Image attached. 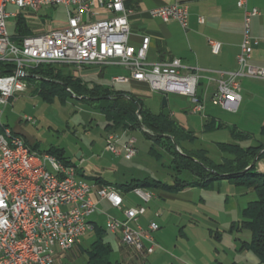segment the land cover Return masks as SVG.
I'll use <instances>...</instances> for the list:
<instances>
[{
    "label": "built area",
    "instance_id": "2783aa9c",
    "mask_svg": "<svg viewBox=\"0 0 264 264\" xmlns=\"http://www.w3.org/2000/svg\"><path fill=\"white\" fill-rule=\"evenodd\" d=\"M130 0H0V63L11 67L8 75H0V116L11 100L27 91V79H41L32 71L39 66L71 65L118 66L129 76L114 77V84L135 81L146 85L154 94L179 95L191 103V113L201 114L204 102L197 96L200 70L184 65L179 58L149 64L147 54L151 39L142 38L140 47L130 45L132 11ZM63 7L67 25L62 29L35 30L31 21L41 8ZM244 13V34L235 72L220 73L211 98L215 106L236 112L241 102V79L264 82V67L251 64L254 46L259 40L251 36V21L260 13L248 8V0H238ZM152 18L164 23L176 22L187 27L189 9L174 4L149 11ZM24 19L32 31L29 36L17 32V21ZM15 19L11 24L10 20ZM204 23V19H199ZM13 27V33L9 27ZM217 55L222 45L209 42ZM211 80V79H209ZM141 119V118H139ZM25 122L34 123L31 117ZM129 131L109 133L105 149L129 161L137 154V141ZM14 134L2 138L0 131V264H75L83 240L94 233L92 221L98 212L92 199L93 186L79 178L74 165H66L46 153L44 163H36L13 142ZM144 204L154 194L144 189L132 191ZM105 201L123 215V219L107 217V230L118 236L122 246L140 257L156 250L154 234L160 227L151 223L144 229L139 220L145 206L127 208L121 192L104 185L96 190Z\"/></svg>",
    "mask_w": 264,
    "mask_h": 264
},
{
    "label": "crops",
    "instance_id": "0c3cea01",
    "mask_svg": "<svg viewBox=\"0 0 264 264\" xmlns=\"http://www.w3.org/2000/svg\"><path fill=\"white\" fill-rule=\"evenodd\" d=\"M237 3L238 0H130L126 4L128 10L132 11L129 19L132 33L130 45L138 48L144 36L150 37V48L147 54L149 64L168 62L174 58H179L184 65L200 70L201 79L197 96L204 102L203 113H191L190 106L178 108L175 101L170 104L167 96L170 118L185 131L192 133L196 137V141L199 139L196 134L198 131L207 134L219 132L223 129L229 130L233 141L217 143L219 150L220 145H239L243 147L242 142L253 138L252 134L241 128V125L235 121L231 114H237L243 106L245 108L248 103L251 104L256 101L263 106L252 104L255 105L253 108L259 111V115L263 118L257 124V127L260 130L259 136L264 139L263 81L250 79L239 81L241 102L236 112L215 106L211 101L217 88V81L221 78L220 73L235 72L238 69L237 57L243 41L244 13L237 6ZM174 4L188 6L189 17L186 28L176 22L164 23L160 19L152 18L149 15V11L152 9ZM248 8H255L260 13L251 21V36L259 40L253 48L251 64L264 67V0H248ZM200 18L204 19V23L199 22ZM66 25L67 20L50 30L62 29ZM210 41L222 45L219 54L212 53ZM57 66L65 75L78 79L86 85H96L111 91L131 95L154 115L162 114V108L160 110H157V108L150 109L145 105V99H152L154 96H157L162 103V95L152 93L146 85L135 81L125 84H114L112 82L114 77L129 76V72L122 67L91 65L77 69L71 65ZM108 68L116 69H113L110 81L106 82L104 79L108 76ZM171 95L184 98L179 95ZM133 132L129 131L124 141L132 137ZM106 135L107 132L105 131L102 143L105 152L109 153L105 149ZM195 142L184 143V149L197 151L192 149ZM259 146H264V144L260 143L248 147ZM59 150L69 160L64 149ZM139 150L137 147V154L133 159L137 157ZM114 157L117 162L124 159L122 156ZM77 159L79 163L76 162L73 165L76 166L77 170H80V174L78 173L79 178L93 186L92 199L97 203L98 212L94 215L92 221L96 224V227L106 232V240L112 248V264H260L256 255L249 248L242 249L243 243L250 244L252 234L249 230L240 229V224L243 221V211L258 200L253 190L237 187L226 180L216 181L208 188L193 187L178 192L166 187L149 190L154 194V198L148 204H144L132 191L126 192L118 189L127 208L145 206L146 213L139 220L144 229L151 223H156L160 227L159 231L154 234L158 247L153 254L143 258L133 250L122 246L118 236L107 230V217L123 219V215L112 208L109 203L99 200L96 190L104 186L101 182L114 187L120 184L109 183L105 179V174L108 172L88 165L82 153L77 155ZM133 159L124 160L131 162ZM118 166L119 162L117 165L112 166L114 172L120 170ZM261 169L264 171V167H261ZM263 171L260 172L264 173ZM189 176L190 179L186 181H194V177ZM96 180L100 182L97 183ZM136 180H141V178H133V180L121 185H127ZM172 184L173 179L170 184L165 185L171 186ZM104 208L113 211V215L108 214ZM99 217L104 218L106 229L101 226ZM233 226H235L234 230H232ZM92 235L96 241L97 236L94 232L87 236L83 242ZM81 247L82 244L78 251L83 254L82 251L84 250ZM77 257L79 258L78 255Z\"/></svg>",
    "mask_w": 264,
    "mask_h": 264
},
{
    "label": "rangeland",
    "instance_id": "374dc122",
    "mask_svg": "<svg viewBox=\"0 0 264 264\" xmlns=\"http://www.w3.org/2000/svg\"><path fill=\"white\" fill-rule=\"evenodd\" d=\"M66 20V13L61 6L41 8L30 24L35 30L48 31ZM10 23L14 24L15 19H11ZM9 30L13 33V27L10 26ZM50 67L57 71L60 70L57 65ZM113 69L116 68L107 69L108 76L104 79L106 82L110 81ZM38 82L39 80L27 79V91L11 100L10 104L4 109L1 120L3 126L10 129L14 134H18L24 141H28L27 143L34 153L45 156L51 149H64L65 155L71 164L79 163L77 155L82 153L88 165L108 172L105 174V179L111 184H125L133 178L158 180L163 184L172 182L173 172L168 168L172 162L170 155L155 143L149 141L141 130L134 131L132 135V138L134 137L138 142L137 147L140 149L137 157L131 162L121 159L118 161L120 170L114 172L112 166L117 165L118 162L113 155L105 152L102 143L106 122L100 113L88 107L91 101L79 97V101L68 98L63 102L56 98L54 101L48 102L41 95L35 93V90L40 87ZM167 96L170 104L175 101L178 108L190 106L191 110L189 99H187V102L185 98L174 97L171 94ZM73 98L76 97L73 96ZM252 104L263 107L256 101L251 104L248 103L245 108L243 106L237 114H231L235 121L241 125V128H244L245 132L248 131L247 133L253 136L252 139L241 143L243 147L264 144V139L259 136L260 130L257 127V124L263 118L259 115V111L253 108L255 105ZM145 105L150 109H161V101L157 96L152 99H145ZM25 117H31L34 123L25 122ZM196 134L199 139L193 144L192 149L205 150L208 153V158L215 164H219L223 158H227V155L219 150L217 143L233 141L229 130L223 129L219 132L207 134L198 131ZM182 147L184 148V145ZM261 167H264V158L256 163L257 171H263ZM180 178L189 180L190 176L185 173ZM104 209L108 214L113 215V211L107 208ZM99 218L101 226L106 229L104 218ZM94 241L95 237L93 235L88 237L82 243L81 248L83 250L89 249ZM78 256L79 258L77 257L75 264L87 263L88 258L84 253L81 254L78 251Z\"/></svg>",
    "mask_w": 264,
    "mask_h": 264
},
{
    "label": "trees",
    "instance_id": "16d2710c",
    "mask_svg": "<svg viewBox=\"0 0 264 264\" xmlns=\"http://www.w3.org/2000/svg\"><path fill=\"white\" fill-rule=\"evenodd\" d=\"M17 32L22 36L32 34L22 18L17 21ZM11 71V67L0 63V75H8ZM32 74L41 78L38 82L40 87L35 90V93L41 95L46 101L52 102L56 98L63 102L68 98L77 101H79V97L87 99L91 101L88 107L104 117L107 134L141 130L149 141L170 155L172 162L169 169L173 172L171 186L157 180L145 179L116 186L117 189L130 192L137 188L149 191L167 187L178 192L193 187L208 188L216 181L226 180L237 187L253 190L258 200L243 211V221L240 224V229L251 232L252 240L250 244L243 243L242 249L249 248L258 258L259 263L264 264V173L256 170V164L249 168L260 152L263 153L259 156L258 161L264 158V146L243 148L239 145H220V150L227 155V158L221 163L215 164L208 158L206 151H187L182 147L184 143L196 141V137L192 133L185 131L170 117L165 118L162 114L154 115L131 95L96 85H86L50 66H39L32 71ZM29 79L37 80L33 77ZM134 100L141 106V119L137 115L138 107ZM142 127L148 133L143 131ZM170 137L177 144L181 153ZM25 142L27 143L26 140ZM27 145L29 146L28 143ZM48 154L66 165H73L57 148L51 149ZM78 173L80 174V170ZM185 173L194 177V181L182 180L180 177ZM96 182L100 181L96 180ZM101 184L108 185L103 182ZM234 229L235 226L232 227V230ZM95 233L97 240L88 250L82 251L87 255V264H112V248L106 240V232L96 227Z\"/></svg>",
    "mask_w": 264,
    "mask_h": 264
},
{
    "label": "bare ground",
    "instance_id": "6f19581e",
    "mask_svg": "<svg viewBox=\"0 0 264 264\" xmlns=\"http://www.w3.org/2000/svg\"><path fill=\"white\" fill-rule=\"evenodd\" d=\"M1 120L2 117L0 116V131L2 132V138H9L10 129L3 126ZM13 142L17 143L18 147L21 149L22 155L29 156V158H31L33 161H36V163H44L46 161V155L41 156L39 154L34 153L32 149L24 141V139L19 135H13ZM51 158H55V157L51 156ZM137 189H142V188H137ZM110 190H117V188L110 185Z\"/></svg>",
    "mask_w": 264,
    "mask_h": 264
},
{
    "label": "water",
    "instance_id": "95a60500",
    "mask_svg": "<svg viewBox=\"0 0 264 264\" xmlns=\"http://www.w3.org/2000/svg\"><path fill=\"white\" fill-rule=\"evenodd\" d=\"M65 87H67V85H65ZM135 104L137 105L138 107V112H137V115L138 117L140 118V114H141V106L139 105V103L134 100ZM161 108H162V114L165 118H168L170 117V109H169V105H168V99H167V96H163L162 97V103H161ZM142 130L147 132V130H145L143 127H142ZM171 138V137H170ZM172 139V138H171ZM173 141V139H172ZM174 142V141H173ZM174 145L176 146L177 150L179 151L180 149L178 148L177 144L174 142ZM180 152V151H179ZM261 155V153L257 156V158L253 161L252 165L249 167V168H252L258 161V158L259 156Z\"/></svg>",
    "mask_w": 264,
    "mask_h": 264
}]
</instances>
